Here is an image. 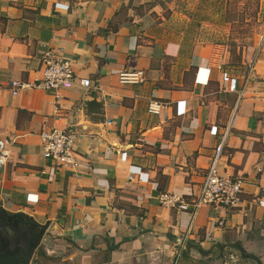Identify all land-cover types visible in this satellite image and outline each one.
<instances>
[{
    "label": "crops",
    "instance_id": "0c3cea01",
    "mask_svg": "<svg viewBox=\"0 0 264 264\" xmlns=\"http://www.w3.org/2000/svg\"><path fill=\"white\" fill-rule=\"evenodd\" d=\"M150 1L0 0V139L8 151L0 206L48 222L31 264H209L228 248L257 253L264 24L253 49L238 43L231 66L227 43L156 37L162 22L145 10ZM47 50L69 60L75 81L57 98L38 89L11 94L10 80L39 76ZM133 70L144 82H118L119 72ZM150 100L165 108L148 114ZM228 125L217 166L242 179L239 204L194 212L161 204L163 193L195 198ZM64 126L77 137L80 165L49 180L38 135ZM131 166L139 173L128 180ZM188 239L200 247L180 254Z\"/></svg>",
    "mask_w": 264,
    "mask_h": 264
},
{
    "label": "built area",
    "instance_id": "2783aa9c",
    "mask_svg": "<svg viewBox=\"0 0 264 264\" xmlns=\"http://www.w3.org/2000/svg\"><path fill=\"white\" fill-rule=\"evenodd\" d=\"M38 75L32 81L10 80L8 88L11 94L29 90L52 91L58 97V91L62 87H68L75 81V74L71 63L60 52L47 50L40 57V68ZM120 84H140L144 82V73L141 70L122 71L117 74ZM79 84L83 87L90 86V80L80 78ZM229 89L234 90L231 86ZM165 103L158 100H150L147 104V113L158 115ZM230 125L226 126L220 133L219 140L214 147L213 155L207 165L206 173L198 190V194L192 201H187L182 196L163 193L159 196V202L163 205L176 208L179 211L194 212L203 205L216 208L231 209L237 206L241 200L243 192L242 179L220 174L218 163L222 156L225 139L229 133ZM39 144L42 157L49 162L48 178L52 179L57 170H76L80 162L76 155L75 144L76 135L68 129L50 128L42 130L39 135ZM8 157L6 141L0 139V166H3ZM128 180H132V174L139 173V168L131 166L128 169Z\"/></svg>",
    "mask_w": 264,
    "mask_h": 264
},
{
    "label": "rangeland",
    "instance_id": "374dc122",
    "mask_svg": "<svg viewBox=\"0 0 264 264\" xmlns=\"http://www.w3.org/2000/svg\"><path fill=\"white\" fill-rule=\"evenodd\" d=\"M156 5V8H152ZM145 10L154 22H162L156 37L197 42H224L231 51L230 65H236L237 45L248 49L264 24V0H151ZM27 211H29L27 209ZM253 257L228 248L209 264H264V234ZM255 259V257H254Z\"/></svg>",
    "mask_w": 264,
    "mask_h": 264
},
{
    "label": "flooded vegetation",
    "instance_id": "af4514ba",
    "mask_svg": "<svg viewBox=\"0 0 264 264\" xmlns=\"http://www.w3.org/2000/svg\"><path fill=\"white\" fill-rule=\"evenodd\" d=\"M37 233V228L31 227L21 212L5 211L0 206V264H25L23 260L31 264L32 256L40 245L32 247ZM250 254L254 261L257 260L254 254ZM12 256L18 259L16 263L11 260Z\"/></svg>",
    "mask_w": 264,
    "mask_h": 264
},
{
    "label": "water",
    "instance_id": "95a60500",
    "mask_svg": "<svg viewBox=\"0 0 264 264\" xmlns=\"http://www.w3.org/2000/svg\"><path fill=\"white\" fill-rule=\"evenodd\" d=\"M22 215L24 216V218H26V220L29 222L30 226L33 227V228H37L38 230V233L36 234V240H35V244L32 246H36L38 243H40L44 233H45V230L47 229L48 227V222L45 223V224H39L38 222H36L32 216H29V215H26V214H23ZM200 245L195 243L192 239H188L185 243V246L184 248L182 249L181 253L180 254H185V253H188L190 251V248H199ZM7 259H8V255L6 256ZM9 260V259H8ZM11 260H13L15 263L18 261V259L14 258L13 256L11 257ZM23 262L25 264H28V260H23Z\"/></svg>",
    "mask_w": 264,
    "mask_h": 264
},
{
    "label": "trees",
    "instance_id": "16d2710c",
    "mask_svg": "<svg viewBox=\"0 0 264 264\" xmlns=\"http://www.w3.org/2000/svg\"><path fill=\"white\" fill-rule=\"evenodd\" d=\"M242 253H244V252H242ZM184 258H186V255H182ZM246 257H252L251 255H249V254H247V256Z\"/></svg>",
    "mask_w": 264,
    "mask_h": 264
}]
</instances>
